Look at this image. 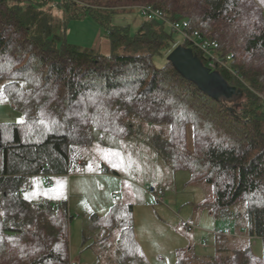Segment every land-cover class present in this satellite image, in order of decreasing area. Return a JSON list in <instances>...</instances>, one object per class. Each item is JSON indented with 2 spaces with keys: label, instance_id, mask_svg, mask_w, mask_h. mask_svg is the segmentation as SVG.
<instances>
[{
  "label": "trees",
  "instance_id": "16d2710c",
  "mask_svg": "<svg viewBox=\"0 0 264 264\" xmlns=\"http://www.w3.org/2000/svg\"><path fill=\"white\" fill-rule=\"evenodd\" d=\"M138 4L211 43L230 69L219 72L243 96L217 101L183 78L168 61L176 47L193 49L205 66L209 59L190 40L177 43L182 33L171 25L146 19L132 33L113 24L120 9ZM86 17L106 29L114 54L68 41L69 22ZM0 84L23 121L0 123V264H70L68 202H34L22 193L34 177L79 173L98 133L125 140L139 123L168 127V138L155 139L157 151L190 183L211 185L202 207L212 218L235 217L240 203L247 208L239 238L216 229L212 255L181 249L178 264H264V253L253 251L254 239L264 247V0H0ZM91 219L104 238L121 231L117 264H150L133 205Z\"/></svg>",
  "mask_w": 264,
  "mask_h": 264
},
{
  "label": "rangeland",
  "instance_id": "374dc122",
  "mask_svg": "<svg viewBox=\"0 0 264 264\" xmlns=\"http://www.w3.org/2000/svg\"><path fill=\"white\" fill-rule=\"evenodd\" d=\"M142 7L145 6L138 4L120 9L124 13L114 15L113 24L130 26L131 32L136 33L147 19L141 14ZM67 38L70 43L98 54L115 53L106 29L90 17L70 21ZM174 38L180 44L185 39L178 33ZM213 56L219 66V58ZM2 90L3 84H0V123L21 121V115L3 98ZM158 137L168 138V127L139 123L135 133L125 140L98 133L97 140L83 151L86 165L79 173L49 180L32 178V190L22 193L27 200L64 198L69 202L73 216L70 264H117V240L121 231L115 230L104 238L103 231L91 219L93 214L104 217L115 205H133L136 238L150 264H178L181 249L193 248V253L200 257L212 255L216 229L229 228L236 235L238 228L247 225V208L243 203L234 208L235 217L231 219L212 218L202 207L203 201L212 194L211 185L200 181L190 183L188 172H176L157 151L155 139ZM193 137L190 127L187 138L190 148H193ZM103 166L114 172H103ZM59 181L65 187L62 192H54ZM236 236L239 238V234ZM253 251L257 256L263 255L262 240H253Z\"/></svg>",
  "mask_w": 264,
  "mask_h": 264
},
{
  "label": "water",
  "instance_id": "95a60500",
  "mask_svg": "<svg viewBox=\"0 0 264 264\" xmlns=\"http://www.w3.org/2000/svg\"><path fill=\"white\" fill-rule=\"evenodd\" d=\"M168 61L183 78L217 101L236 103L243 96L242 90L231 86L219 71L205 66L191 48L179 45L170 53ZM1 141L0 130V145Z\"/></svg>",
  "mask_w": 264,
  "mask_h": 264
},
{
  "label": "built area",
  "instance_id": "2783aa9c",
  "mask_svg": "<svg viewBox=\"0 0 264 264\" xmlns=\"http://www.w3.org/2000/svg\"><path fill=\"white\" fill-rule=\"evenodd\" d=\"M140 11H141V14L149 20H159V21L167 23L168 25H171L173 30H175L179 33H182V35L187 40H190L191 42H193L195 47L197 49H199V51L203 52L205 54V56L209 59L207 67H209L212 71H219L220 68H222V67L226 68L227 67V63H223L221 61H218L219 66L216 63H214V61H213L214 56H213V52L211 50V47L213 48L214 46L209 42L201 41V40L199 41L198 39L194 38L193 36L188 35L184 29V27H185L184 22L181 24H172L166 19V17L161 12L152 9L151 7H142ZM44 179H45V177H44ZM220 233H222V231H220ZM224 233L228 234V235L231 234L229 229H227Z\"/></svg>",
  "mask_w": 264,
  "mask_h": 264
},
{
  "label": "crops",
  "instance_id": "0c3cea01",
  "mask_svg": "<svg viewBox=\"0 0 264 264\" xmlns=\"http://www.w3.org/2000/svg\"><path fill=\"white\" fill-rule=\"evenodd\" d=\"M95 174H97V172H95ZM62 177H68V176H71V175H61ZM57 177H60V176H57ZM53 178V177H52ZM72 179H73V177H72ZM32 185H31V188H30V190H32ZM45 201H53V202H64L65 201V199L63 198V200H49V199H40V200H38V201H36V202H45ZM35 202V201H34ZM67 202V201H66ZM68 205H69V202H68ZM69 210H70V205H69ZM70 213H71V210H70ZM71 215H72V213H71ZM213 246H214V252L216 251V249H217V245H216V240L214 239V241H213ZM145 253V252H144ZM146 255V254H145Z\"/></svg>",
  "mask_w": 264,
  "mask_h": 264
},
{
  "label": "snow or ice",
  "instance_id": "6c2138e0",
  "mask_svg": "<svg viewBox=\"0 0 264 264\" xmlns=\"http://www.w3.org/2000/svg\"><path fill=\"white\" fill-rule=\"evenodd\" d=\"M20 123H23V121H20ZM109 155H117L118 156L119 154L118 153H110ZM58 185H59V187L57 189H53L54 192H62L63 191V189L65 187V183L63 181H59ZM25 198L27 199L28 197H25Z\"/></svg>",
  "mask_w": 264,
  "mask_h": 264
}]
</instances>
